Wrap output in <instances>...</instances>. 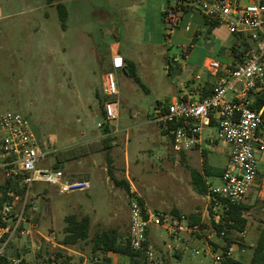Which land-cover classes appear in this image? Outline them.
Listing matches in <instances>:
<instances>
[{
  "label": "rangeland",
  "instance_id": "obj_1",
  "mask_svg": "<svg viewBox=\"0 0 264 264\" xmlns=\"http://www.w3.org/2000/svg\"><path fill=\"white\" fill-rule=\"evenodd\" d=\"M97 1L117 4V8L68 9L64 30L57 7L49 6L47 0H0V114L18 112L30 120L40 145L51 152L42 166H53L62 158L59 169L67 181H91L88 191L68 193L35 183L36 210L26 213L21 224L26 233L15 235L2 252L7 236L1 237L0 232L3 264H71V258L75 264H103L92 252L91 239L107 228H117L126 239L132 188L152 208L178 211L186 217L203 212L206 201L192 184L189 162L173 150L171 135L164 134L152 119L158 102L163 105L181 87L174 59L180 64L187 61L182 56L184 47H191L195 61L190 63L201 68L207 58L225 62L226 51L233 49L237 37L222 25L209 28L196 10L192 19L190 14L182 15L171 31L163 14L187 0ZM115 41L137 60L145 88L121 71L119 117L107 123L102 115L101 82L109 67L103 59L107 46ZM209 159L219 167L226 162L224 155L210 154ZM192 165L200 167V159ZM109 167L117 180L129 183L130 191L115 184ZM259 195L255 189L245 198L250 209L244 213L248 220L244 246L236 242L234 258L246 264L264 229V199ZM5 201L0 194V218ZM82 201L89 203L87 209H71V204ZM16 202L14 213L20 206ZM71 213L90 218V236L64 246L65 218ZM231 239L239 241L236 232ZM192 246L188 241L175 243L165 229L152 227L145 248L153 257L142 252L137 259L140 264H186V249ZM130 262L115 255V264ZM194 264L212 261L208 256Z\"/></svg>",
  "mask_w": 264,
  "mask_h": 264
},
{
  "label": "built area",
  "instance_id": "obj_2",
  "mask_svg": "<svg viewBox=\"0 0 264 264\" xmlns=\"http://www.w3.org/2000/svg\"><path fill=\"white\" fill-rule=\"evenodd\" d=\"M188 10L199 11L207 20L225 26L237 37L231 50L232 61L223 66L218 61L208 60L206 70L218 77L212 94L203 99L176 98L167 105L155 108L152 122L171 135L173 150L181 153L201 146L202 130L214 121L217 128L215 139L231 147L230 159L219 182L208 185L205 210L196 223H191L184 215L150 207L132 188L128 241L134 253L145 252L151 259L153 253L145 248L150 230L152 227L165 229L175 243H193L186 249V264H194V261L208 256L212 264H223L234 258L236 242L246 237L245 230L237 231L239 241L232 240L234 242L229 244L225 217L233 206L245 200L252 187L259 182L256 141L261 134L264 136V106L255 110L252 104L258 95L264 94V0L180 2L164 13L171 31ZM190 49L183 48L185 59L190 56ZM124 68L123 57L113 56L101 82L107 123L119 117L118 74ZM260 149L264 151V143ZM50 154L40 145L27 117L18 112L0 114V183L12 182L7 184L0 218L1 237L7 236L2 252L15 235L26 233L21 230V224L26 213L36 210L37 200L32 194L35 183L56 186L61 193L88 191L91 188L89 179L70 182L61 169L42 166ZM260 181L263 187L264 179ZM17 186L22 190L21 194L16 192ZM10 199L13 201L10 202ZM16 201L20 206L14 213Z\"/></svg>",
  "mask_w": 264,
  "mask_h": 264
},
{
  "label": "trees",
  "instance_id": "obj_3",
  "mask_svg": "<svg viewBox=\"0 0 264 264\" xmlns=\"http://www.w3.org/2000/svg\"><path fill=\"white\" fill-rule=\"evenodd\" d=\"M55 0H47L49 4L54 3ZM59 20L61 23L62 29L67 28V21H68V10L64 3H57L56 4ZM209 25H216L217 23L211 22L209 20ZM126 74H128L131 78L135 80V82L145 88V85L142 82L141 77L137 72V66L134 62L127 61V67L124 68ZM105 98L101 94V106H102V115L105 116L104 112V104ZM264 106V94H260L256 97L255 101L252 104V108L255 110H260ZM164 134H168L166 131H163ZM110 140V137H108ZM62 158H58L57 162L53 165L54 168H60V162ZM108 161L111 162V158L108 157ZM109 176L115 182L116 185H122L127 190L130 191V185L127 181H119L115 178L114 174L112 173V169L109 167ZM223 173V169L214 167L209 164L206 159V155L204 156L203 162V172L192 170V184L196 188V190L204 195L207 193L208 186L205 182V177H213L217 178L220 177ZM11 181H6L5 183H0V194L3 200H6V193H7V184L11 185ZM16 192L18 194L22 193V190L17 186ZM3 193V195H2ZM250 207L246 204V201H243L241 204L233 206L230 212L225 217L226 224L225 229L228 233V243L232 244L231 236L237 231H246V227L248 224V220L245 217L244 213L248 211ZM174 214V213H173ZM176 215H180L178 211L175 212ZM191 223L199 222L201 216L199 213L191 214L189 217ZM66 227H65V236L62 242L64 246H74L81 241L88 240L90 236V218L88 216L78 217L76 214H70L66 218ZM92 252L94 256L101 257L103 260V264H111L112 259L108 257L109 253H115L118 255H122L130 259L129 264H140L137 257L140 253L136 254L132 251L128 241V235L126 239L121 237L120 232L117 228H107L100 231H97L94 236L92 237ZM241 246H244L243 243H239ZM5 259L0 257V264H3ZM50 262V261H49ZM51 263V262H50ZM24 264V262H21ZM63 264H68L63 263ZM223 264H246L242 261L236 260L235 258H231L226 260ZM249 264H264V229H262L257 245L254 249L253 257Z\"/></svg>",
  "mask_w": 264,
  "mask_h": 264
},
{
  "label": "crops",
  "instance_id": "obj_4",
  "mask_svg": "<svg viewBox=\"0 0 264 264\" xmlns=\"http://www.w3.org/2000/svg\"><path fill=\"white\" fill-rule=\"evenodd\" d=\"M60 2L65 4L67 10L68 9H116L117 8V4H113V3L109 4V3L101 2V1H97V0H71L70 1L71 5L69 4L70 2L56 1V0L54 1V3H51V4H49L48 2L47 3L49 4V6L52 7V6H56V4L60 3ZM193 12H194V10H188V11H185V13H183V15L184 14H190L189 18L192 19V17H193L192 13ZM201 16L203 17V20H204L205 24L207 25L208 21H207L206 17H204L202 14H201ZM163 17H164V14H163ZM68 18H69V11H68ZM181 19H182V17H181ZM216 25H218V24H216ZM216 25H209L208 24V27L214 28V26H216ZM107 47H108V49L104 53L103 62H104V64L106 63V66H108L109 68L111 65L112 57L115 55H121L123 57V59L125 61V68L127 67V61L134 62L137 66V60L132 55L131 51L123 50L118 42L115 41V42L109 44ZM226 56H227V59L225 62H219L218 61L223 66H227L232 61L231 50L226 51ZM208 60H210V58L205 59L201 68H198L196 66V64L190 63L191 61L192 62L195 61V59L191 55L187 58V61L185 63H182V64L179 63L178 59H174V62L177 64V71L180 74L179 77L181 79V83H180L181 87L178 90H176V92L172 95V97L169 98L167 100V102H164L163 105L169 104L172 100H174L176 98L186 100L189 98L203 99V98L210 96L213 92V89H214L217 81H218V77L215 75H212L211 73H209L206 70L205 64L207 63ZM212 60H214V59H212ZM123 71L126 73L125 69ZM220 75H222V72L220 73ZM163 105H162V102H158V104L155 106V108L161 107ZM216 134H217L216 123L213 121L211 126L205 127L201 132V140H202L201 146L196 147V148L191 149V150H188V151H183L181 153H178V154H182V157L189 162L190 173L192 170H197V171L203 172V162H204V156L205 155H206V159L210 165L217 167V168H221L224 170L225 166L227 165V163L230 159L231 147L225 142L224 143L226 145L224 147H220L218 144L219 141H217L215 139ZM261 136L262 135H260V137ZM259 138H258V141H259ZM260 140H261L260 146H258V148L256 146L258 165H259L258 174L260 173L261 164H264V161L263 162L261 161L264 159L263 158L264 157V151L260 149L261 144L264 143V136ZM256 145H257V143H256ZM210 154H213L215 156L224 155L226 157L225 164L221 167L217 166L216 164H213L209 159ZM199 159H200V167H198L196 165L195 166L192 165L193 162L197 163ZM219 179H220V177H217V178L205 177V182L208 186L211 183L219 182ZM263 179H264V176L259 178V182L257 184H255L251 189V190L258 189L259 194H260L259 196L262 199H264V186L262 187L263 183H261L260 180H263ZM195 190H196V188H195ZM196 192L199 193L197 190H196ZM200 195H202V194H200ZM202 196L205 200L206 194H204ZM244 201H246V200H244ZM88 206H89V203L87 201H82L81 203H78V205H76V206L74 204H71V209H76V208L87 209ZM204 210H205V206H204L202 213L201 212H197V213H199L200 216L202 217ZM263 210H264V208H263ZM71 214H75V213H71ZM247 226H248V224H247ZM71 251L79 254L80 256H84L82 253H78V252H75L73 250H71ZM115 255H118V254H115V253H109L108 254V257H110L112 259L111 264H115ZM74 262H75L74 259L71 258V264H75ZM85 262L86 261H84V264H85Z\"/></svg>",
  "mask_w": 264,
  "mask_h": 264
}]
</instances>
